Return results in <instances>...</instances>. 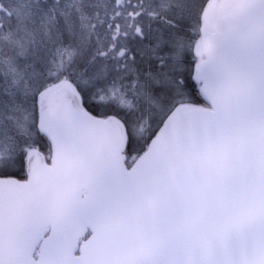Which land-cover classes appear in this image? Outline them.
I'll return each instance as SVG.
<instances>
[{"label":"snow or ice","instance_id":"6c2138e0","mask_svg":"<svg viewBox=\"0 0 264 264\" xmlns=\"http://www.w3.org/2000/svg\"><path fill=\"white\" fill-rule=\"evenodd\" d=\"M0 264H264V0H0Z\"/></svg>","mask_w":264,"mask_h":264}]
</instances>
